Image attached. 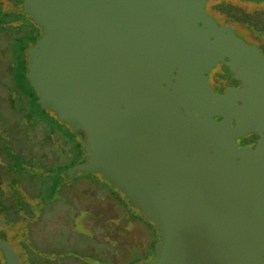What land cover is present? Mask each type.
I'll list each match as a JSON object with an SVG mask.
<instances>
[{
    "label": "water",
    "instance_id": "1",
    "mask_svg": "<svg viewBox=\"0 0 264 264\" xmlns=\"http://www.w3.org/2000/svg\"><path fill=\"white\" fill-rule=\"evenodd\" d=\"M208 1L25 0L21 8L43 29L28 51L38 103L83 142L85 158L69 177L101 174L156 225V257L145 264H264V227L248 224L231 170L192 143L140 136L150 131L135 120L153 116L150 95L168 74L196 72L207 86L205 74L228 58L245 84L237 91L244 105L230 116L236 128L210 125L219 134L230 127L226 136H264V55L219 26ZM0 249L6 264H20L1 238Z\"/></svg>",
    "mask_w": 264,
    "mask_h": 264
},
{
    "label": "rangeland",
    "instance_id": "2",
    "mask_svg": "<svg viewBox=\"0 0 264 264\" xmlns=\"http://www.w3.org/2000/svg\"><path fill=\"white\" fill-rule=\"evenodd\" d=\"M2 2L5 8L10 7V0H2ZM212 2L222 3L224 6L234 5L244 8V11L249 14L240 17V21L246 24V29L248 27L251 29L258 28L259 26L264 27V3L240 2L238 0H212ZM211 10L215 11L213 8ZM212 11L208 10V14L218 20L211 15ZM215 12L222 22L234 21L227 14ZM256 23L259 24L258 27ZM8 43H10L9 46ZM11 46L12 40L0 47V100L4 101V104L0 106V147L3 151L4 161L6 162L8 157L18 159L19 151L17 148L19 146L24 147L27 140L29 145L26 151L30 150L38 154L46 153L49 155V159L54 162L58 158L57 150L55 147L52 148V145H55V142L58 143V140H55V136L46 138L45 136L48 133H44L43 126L35 130L25 125L26 128L23 129L29 133L28 139L16 133L17 128L15 127H18L17 125L22 122V119L18 121L14 120L15 116H13V113L15 112L11 110L10 102L11 100L15 102L12 107L13 110L25 108V103L14 81L18 80V77L15 79L11 72L14 66L13 59L11 56L7 57L6 55ZM5 55L6 57L2 59ZM20 64L18 62L15 74L23 78L25 67L23 66L24 64H21V66ZM35 120L33 119L34 122ZM152 127L157 130L160 129L158 124H153ZM169 130L171 132V126ZM28 153L30 160L35 158L30 152ZM62 158L63 156H61L60 161ZM10 166L12 168L13 163L10 164V161L9 163L6 162L5 166L0 168V172L11 169ZM55 169V172L51 175L57 177L49 179L50 181H41V185L44 187L36 185L33 191L37 189V193L30 194L31 199H33L31 203L36 207V210H33L36 216L32 219V224L27 226V223L24 221H28L31 215H27V213L20 215L11 224L6 223L3 225L2 229L7 235L6 240L8 241L2 240L13 247L20 258V264H31L29 258L25 254L22 255L23 250L19 249L21 238L23 236L28 238L26 237L27 235L32 236L33 242V247H30L28 252L39 260L40 264H122L118 260L120 256L115 251L116 246L112 242L113 239H110L107 235L106 229H100L103 223L106 228L115 227L120 229L122 222L117 219L119 218L117 217L118 210L115 208L119 207L115 205L117 200L122 203V199L119 198L115 190L111 189L106 183H103L102 178L95 175L96 173L78 172L75 177L70 178L69 174L67 175L65 171L59 168ZM11 182L8 184V179L0 173V202H3V204H12L11 202L14 199L10 186L15 187V185ZM18 182L20 185L29 186L25 182L23 183L22 179H19V181L15 180V183ZM107 196H109V200H107ZM26 199L28 200L27 197ZM21 200L23 204H27L26 200ZM121 205L125 210L130 211L129 205L124 202ZM4 210L0 211L1 221L4 217L3 214H8L9 211ZM101 218L105 220H100ZM27 227H29L30 232L28 231L27 234L23 235ZM125 227L127 230H130L133 226L131 223H125ZM0 233L3 236L1 231ZM145 246L147 249L145 255L147 259L143 264L149 263V259L152 260L154 258V248L147 244ZM0 257H2L1 254ZM139 257H143V254H139Z\"/></svg>",
    "mask_w": 264,
    "mask_h": 264
},
{
    "label": "trees",
    "instance_id": "3",
    "mask_svg": "<svg viewBox=\"0 0 264 264\" xmlns=\"http://www.w3.org/2000/svg\"><path fill=\"white\" fill-rule=\"evenodd\" d=\"M242 2L241 0H238ZM25 0H10V7L5 8L2 0H0V47L4 46L6 42L12 40V46L9 49V52L6 54L7 57H12L14 66L11 69L13 77L18 80H14L16 86L18 87V92L22 96V100L25 103L23 109L13 110L12 107L14 103L12 100L10 102V108L15 116L14 120L22 119L19 125H17V132L19 135L25 136L28 139L29 133L26 132L23 128H26L25 125L30 129H37L40 126H43L44 133H48L47 137L55 136V140H58V143L55 142V145H52V148L55 147L57 150V158L54 162L49 159V155L46 153L38 154L32 152L30 150L26 151L28 148V141L26 140L25 146L16 148L18 149V159H13V157H8L6 162L10 164L13 163V167L6 171H1L2 175L8 179V184L13 183L15 187L10 186V191L12 192L14 199L12 200V204H3L0 202V211H8V214H3V220H0V231L3 233V236L0 233V238L6 240L7 235L5 234L3 225L11 224L13 221L17 220L20 215L27 213V215H31L29 220H24L27 223V226L32 224V219L36 216L34 211L36 207L33 206L31 201V195L37 193V189L33 191V189L38 185L39 187H44L41 185V181L49 180L54 177L53 172L56 170L55 168H59L65 173L69 174V169L74 167L83 156V142L80 136H78L72 128L59 120L56 113L49 110L43 109L38 103L39 95L33 89L31 82L28 78V51L33 48L37 42L43 36V29L40 28L31 18L30 16L21 10L24 5ZM221 13L227 14L230 19L234 21H240L242 16L245 14H249L244 10H241L238 7L232 6H224L220 7L219 10ZM237 12V13H235ZM248 18V16H246ZM241 22V21H240ZM255 22V21H254ZM257 27L259 26L256 23ZM260 27V26H259ZM249 29L255 34V40L264 43V27ZM10 43H8L9 46ZM6 55L2 58L4 59ZM20 62L24 64L25 74L20 78L17 74H15V70L17 68V64ZM20 64V66H21ZM4 104L3 100H0V106ZM24 119V121H23ZM33 119H36L35 122ZM4 123V122H3ZM3 125V124H2ZM42 132V131H39ZM48 140H50L48 138ZM45 145V144H44ZM42 144V148H43ZM35 156L34 159H29V153ZM61 156H63L60 161ZM7 158V157H6ZM3 151L0 147V168L5 166ZM28 168L32 169L29 170ZM30 171H32L30 173ZM42 171V173H41ZM102 178L100 174H95ZM19 179L28 184L29 186H25L23 184L15 183V180L19 181ZM50 181V180H49ZM103 183H106L111 189L115 190L118 194L119 198L122 199V203L129 205L130 208L125 210L121 205L120 201H116V205L119 208L115 207L117 211V219L122 222L120 229L115 227H108L103 225L100 226V229H106L107 235L110 239H113V244L116 246L115 251L119 254L120 260L119 262L122 264H143L147 259L146 252V244L150 245L154 248L153 259L156 257V245L160 241V236L158 235L159 231L156 225L150 220L144 218L141 214V211L133 206V204L126 198L125 194L114 187L112 183L108 182L104 178H102ZM12 184V185H13ZM30 189V190H29ZM34 192V193H33ZM107 192V191H106ZM108 194V192H107ZM28 200L26 199V197ZM33 197V196H32ZM107 200H109V196H107ZM26 200V203H22V200ZM35 201V200H34ZM120 203V204H119ZM34 210V211H33ZM7 213V212H6ZM9 215V216H8ZM104 217V216H103ZM105 220V219H100ZM100 222L99 220H97ZM102 221V222H103ZM125 223H131L132 229L127 230L125 227ZM26 226V224H24ZM24 226V227H25ZM30 232L29 227H27V234ZM23 236L21 238V245L19 249L23 250V254L29 258L31 264H40V261L34 258L28 252L30 247H33L32 236ZM0 264H6L3 252L0 249ZM139 254H143V257H139ZM20 255V254H19ZM144 258V259H143ZM107 260V259H105ZM109 260V259H108ZM152 260L149 259L151 262Z\"/></svg>",
    "mask_w": 264,
    "mask_h": 264
},
{
    "label": "flooded vegetation",
    "instance_id": "4",
    "mask_svg": "<svg viewBox=\"0 0 264 264\" xmlns=\"http://www.w3.org/2000/svg\"><path fill=\"white\" fill-rule=\"evenodd\" d=\"M211 1L207 3V14L212 8L220 12V7H224L222 3ZM232 7L244 10L239 6ZM215 11L213 10L211 15L219 20ZM218 20L216 21L219 26L233 31L237 37L256 46L264 55V43L254 39L255 34L249 27L246 29L244 22ZM205 77L208 79L207 86L199 83L200 77L196 72L184 78L178 71L168 74L165 77L166 82L155 88L150 95L151 99L158 103L152 110L153 116L147 119L135 118L144 122V127L150 131L140 136H161L166 140L192 143L196 149L207 151L217 158L219 164L228 167L244 188L250 211L248 224L264 227V136L256 132L226 136L230 127L219 134L210 125V121L215 120L218 123H231V126L236 128L237 120L230 119V116L237 114V110L244 105L243 101L237 99V91L243 90L245 84L233 71L228 58L216 63ZM153 124H158L160 129H153ZM83 135L87 136L85 133ZM249 148L252 150L249 151ZM84 158L85 150L80 160Z\"/></svg>",
    "mask_w": 264,
    "mask_h": 264
}]
</instances>
